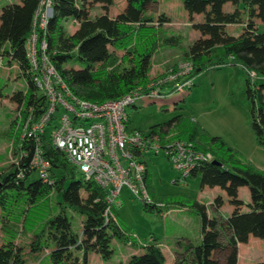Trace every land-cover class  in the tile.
<instances>
[{"label":"trees","instance_id":"obj_1","mask_svg":"<svg viewBox=\"0 0 264 264\" xmlns=\"http://www.w3.org/2000/svg\"><path fill=\"white\" fill-rule=\"evenodd\" d=\"M224 1L182 0L192 11L201 10L207 3ZM41 2L4 0L0 6V64L15 66L16 77L24 80V88L9 95L17 106L18 116L12 123L15 160L0 169V264H30L39 261L46 250L51 264H85L89 251L103 259L109 258L112 239L136 250L119 264H164L159 240L154 236L147 239L135 236L113 214L111 206L106 213L109 204L105 189L85 179L66 153L53 144L51 136L47 138L46 126L54 124L53 118L42 130H34L47 107L45 96L35 82L41 74L40 55H46L54 72L76 98L101 103L134 92L142 94L131 108H136L138 101L158 98L144 96L152 89L145 88L147 63L160 49L171 46L182 49L181 60L191 64L192 70L186 78L179 79L181 82L208 68L239 65L246 73L244 94L250 106L256 143L264 148V33L257 31L255 22L256 17L264 20V0H250L238 36L228 34L225 26L242 21L239 10L223 11L220 6H214L205 21L193 25L200 36L187 47L182 46L181 34L168 33L155 24L151 14H146L151 0H126L130 14L122 12L113 17L106 11L90 17L87 7L91 2L106 8L112 0H51L52 13L44 27L39 26ZM67 20L77 22L71 33L65 27ZM32 34L36 36V66L29 59L26 46ZM114 51H121L120 58L127 57L128 65L121 64ZM192 86L193 83L186 89L191 90ZM160 87L159 95L177 91L167 82ZM173 129L183 137L176 139L196 141L199 145L193 147L210 155L189 176L199 177L200 188L217 186L224 190L233 206L230 214L222 217L218 210L220 196H217L211 204L215 213L209 216L196 199H186L190 208L202 214L200 240L197 244L177 241L174 253L181 259L175 256L173 260L177 264H236L238 243L249 234L264 239V171L192 118L177 115L150 126L147 132L163 140ZM37 150L49 164L48 181H43L32 167ZM145 184L151 193L148 166ZM242 185L249 190L246 203L237 194ZM143 203L145 210L159 212L162 208L155 201ZM68 210L82 216L79 233L71 227ZM20 236L26 240H16ZM215 251H227L224 263L214 257Z\"/></svg>","mask_w":264,"mask_h":264},{"label":"rangeland","instance_id":"obj_2","mask_svg":"<svg viewBox=\"0 0 264 264\" xmlns=\"http://www.w3.org/2000/svg\"><path fill=\"white\" fill-rule=\"evenodd\" d=\"M151 1L153 3L145 11L146 14H151L155 24L167 29L168 33L181 34L183 47H187L200 36V32L193 25L205 21L211 8L216 5L220 6L223 11H232L235 8L239 10L242 21L227 24L225 30L232 36L240 35L243 23L247 18V8L250 2V0H226L219 4L207 3L201 10L192 11L185 6L182 0ZM3 2L4 0H0V6ZM126 6V0H112V4L106 8L101 3H87L90 17L105 11L112 17L122 12L128 13ZM255 22L257 31L264 33V20L256 17ZM76 25L77 22L73 20L65 22V27L70 33L75 30ZM115 53L121 64L128 65L127 57L121 60V51ZM181 56L182 49L177 46L158 50L147 63L148 79L145 88H155L157 83H161L164 78L177 72L185 62L181 60ZM16 69L15 66L9 67L0 64V169L15 160L12 152V143L15 141L12 123L18 116V111L15 103L9 99V95L14 90L24 88V80L16 77ZM191 70L192 65L190 64ZM187 73H181L177 77L183 80ZM245 77V70L239 65L208 68L190 78V83H193L191 90L184 89L164 93L157 99H146L149 96H144L146 100L138 101L136 108H127L129 129L148 131L150 126L166 122L177 115L192 118L211 135L222 137L247 161L264 171V148L256 143L251 126L250 106L244 94ZM173 84L169 85L173 87ZM159 85L161 86V84ZM56 121L57 119L54 118L53 123L55 124ZM53 129V124L46 126L47 138L51 136ZM179 136L178 131L173 129L163 140L156 139V141L158 145H161L177 140L176 138H183ZM190 143L199 145L196 141ZM146 159L149 181L152 186L151 193L150 190L147 191L153 195V197L149 195L151 200L162 207L160 211L145 210L144 201L136 198L127 187L121 188L119 196L111 205V211L131 228L133 234L138 238L156 237L165 256L164 264H177L173 260L176 256L174 249L177 248V241L197 244L202 228V214L195 212L194 208H190L186 199H196L205 207V214L209 216L215 213L214 205L211 204L217 196H220L218 210L222 217L228 216L233 206L221 188L217 186L200 188L199 177L189 176L187 181L174 183L173 179L177 176V172L162 155H150ZM237 194L244 203L249 200V190L246 185L238 187ZM243 208L245 209L244 205ZM67 214L73 231L79 233L82 216L72 210H68ZM23 237L20 236L16 240L25 241L26 239ZM110 248L112 255L107 259L101 258L94 251H89L85 264H119L136 252L131 246L119 243L114 239L110 241ZM236 251V264L264 262V239L249 234L245 241L237 244ZM47 253L46 250L40 256L39 261H31L30 264H51ZM227 255V251H215L214 253V257L218 258L221 263L225 262ZM176 258L181 259L177 256Z\"/></svg>","mask_w":264,"mask_h":264},{"label":"built area","instance_id":"obj_3","mask_svg":"<svg viewBox=\"0 0 264 264\" xmlns=\"http://www.w3.org/2000/svg\"><path fill=\"white\" fill-rule=\"evenodd\" d=\"M50 3L51 0L41 2L40 27H44L51 16ZM35 42V34L26 42L28 57L34 66L37 65ZM40 47H44L43 42ZM39 61L41 74L35 78V82L45 96L47 107L34 125V130H42L48 120L57 119L51 132L53 144L66 153L68 160L85 179H91L105 189L109 204L106 213H109L122 187L130 189L136 198L146 203L152 202L145 184L146 158L150 155L160 154L168 160L177 172L174 183L185 181L197 164L210 157L195 149L190 142L177 139L158 145L157 136L134 128L130 130L127 108L137 98H142V94L134 92L101 103L78 99L54 72L44 53H41ZM186 72H190L188 62L157 83L155 88L152 87L148 96L157 98L159 84L166 82L174 83L173 87L179 91L186 89L191 85L190 80L181 82L177 77ZM32 167L43 181L49 180V164L38 150L32 159Z\"/></svg>","mask_w":264,"mask_h":264},{"label":"water","instance_id":"obj_4","mask_svg":"<svg viewBox=\"0 0 264 264\" xmlns=\"http://www.w3.org/2000/svg\"><path fill=\"white\" fill-rule=\"evenodd\" d=\"M213 163H216L215 161H213Z\"/></svg>","mask_w":264,"mask_h":264},{"label":"bare ground","instance_id":"obj_5","mask_svg":"<svg viewBox=\"0 0 264 264\" xmlns=\"http://www.w3.org/2000/svg\"><path fill=\"white\" fill-rule=\"evenodd\" d=\"M190 84H192V83H190Z\"/></svg>","mask_w":264,"mask_h":264}]
</instances>
